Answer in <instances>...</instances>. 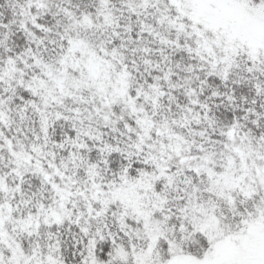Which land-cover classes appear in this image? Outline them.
<instances>
[{
  "label": "snow or ice",
  "instance_id": "6c2138e0",
  "mask_svg": "<svg viewBox=\"0 0 264 264\" xmlns=\"http://www.w3.org/2000/svg\"><path fill=\"white\" fill-rule=\"evenodd\" d=\"M0 264H264V0H0Z\"/></svg>",
  "mask_w": 264,
  "mask_h": 264
}]
</instances>
